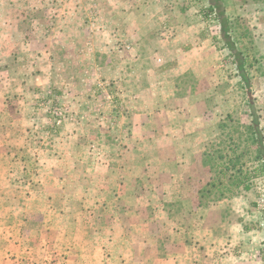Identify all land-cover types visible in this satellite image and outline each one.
Wrapping results in <instances>:
<instances>
[{"label": "rangeland", "instance_id": "rangeland-1", "mask_svg": "<svg viewBox=\"0 0 264 264\" xmlns=\"http://www.w3.org/2000/svg\"><path fill=\"white\" fill-rule=\"evenodd\" d=\"M219 1L231 24L230 36L251 66L246 73L248 86L238 77L219 37L215 11H208L209 0L141 3L146 12L175 14L179 33L189 26L202 33L205 48L192 52L188 59L197 65L193 78L204 81L185 83L183 79L175 85V91L179 90V96L188 95L189 106L204 102L214 114L209 118L223 126L218 142L211 147L220 160L210 163L211 172L217 177L224 166L235 163L238 172L230 173L241 178V185L233 192L224 190L226 201L208 211L209 226L215 233L226 234L232 221L246 220L238 245L220 249L230 250L234 258L223 263L264 264V239L253 241L256 233H252L264 230V202L260 201L264 198V180L258 176L256 143L261 142L264 152V0ZM63 7L73 12L74 2L0 0V27L12 20L19 39V48L13 53L9 48L4 52L0 49V74L3 77L5 70L11 69L9 62L17 54L21 82H25L22 78L29 82L46 80L42 96L32 100L26 97L20 116H25L24 124L35 126H29L28 136L34 147L29 148L31 157L34 153L41 161L51 158V169L55 170V177L50 174V179L38 176L34 180L36 189L30 196L21 189L18 194L9 192L15 202L11 210H0V255L4 257L0 264H171L174 222L183 229L190 223V229H195L203 221L197 220L199 211H188L197 202L188 192L189 186L177 197L173 182L161 176L163 166L155 159L156 131L145 134L148 145L141 150L132 146L140 138L133 128L139 118L133 112L144 107L148 126H155V107H161L163 100L154 96L163 89L162 79L148 81L152 67L144 69L138 60L134 63V57L118 47L121 36L115 38L116 49H104L109 44L107 36L80 32L73 15L70 21L64 20ZM159 37L165 39V35ZM191 43L186 51L197 42ZM206 71L212 73L211 77L205 75ZM143 86L151 90L154 99L148 96L149 91L142 99L132 98ZM181 101L173 97L169 108L183 106L185 102ZM26 150L21 148L20 153L26 154ZM139 152L144 155V163H140L147 166L141 174V164L132 159ZM166 152L171 155V149ZM62 156L67 160L60 163ZM41 161L36 163L43 164ZM164 169L169 174L174 171L172 164ZM61 171L67 178L59 177ZM135 176L146 192L142 203L133 198L138 190V184L131 182ZM124 181V195L115 200L116 195L112 197L111 193L120 190ZM201 182L193 179L195 190ZM162 190L167 193L161 195ZM31 202L33 211L28 212L25 209ZM160 202L164 203L163 210ZM182 208L185 215L179 211ZM255 209L261 213L262 226L259 215L254 217ZM200 212L205 216L207 211ZM244 236L253 238L247 243Z\"/></svg>", "mask_w": 264, "mask_h": 264}, {"label": "crops", "instance_id": "crops-1", "mask_svg": "<svg viewBox=\"0 0 264 264\" xmlns=\"http://www.w3.org/2000/svg\"><path fill=\"white\" fill-rule=\"evenodd\" d=\"M61 2H74L73 12L71 9L63 7L66 10L65 21H70L71 15H73L74 19L78 21H76V25L80 27V32L92 34L93 36H107L106 43L109 44L104 49H116L115 38L121 36L123 39L120 40L121 44L118 47L126 55L128 53L130 56H133L134 63L137 60L140 61L144 69L152 67L151 71H147L148 75H151L148 81L157 83V81L159 82L162 79L163 89L154 96L157 100H163L161 107H155V126H148V112L144 107H140L136 112H133L139 118V120L133 123V128L135 134H139L140 138L138 140L135 139L132 146L141 150V147L148 145V139L144 136L148 131L150 132L154 129L156 131L154 139L157 147L155 159L161 167L163 166V169L160 171L161 176L173 182V187L177 190L173 194H176L178 197L183 192L181 189L189 186L187 187L188 192L195 196L197 202L196 206L188 211L213 210L215 207L220 206L226 201L225 198L218 200L213 205L211 203V207H209L210 205H206L205 202L199 203V195L201 190L211 180L216 178L215 173L211 172L210 163H213V160L215 163L220 160L218 156H215L211 152V147L215 142H218L217 136L223 126H219V122L213 123L212 118H209V115L212 117L214 114H211L206 109L204 102L194 105V107L189 106L188 95L179 96L177 95L179 90L175 91V85L183 79L185 83L199 81L193 78L195 75L193 71H195L197 65H194L188 58L192 52L195 54L196 51H202L205 48L206 42L202 39V33L195 27L190 26L187 29L183 27L184 29L181 31L183 33H179L178 29L180 28L176 27L177 22L175 19L177 17L175 14L168 13L167 11L146 12V8L141 3V0H61ZM86 18L88 19L85 20ZM17 29L18 27H15L12 20H10V24L2 23L0 27L1 51L4 52L9 48L12 51L11 53H13V51L19 48ZM165 30H167L166 34H162V31ZM196 32L197 35L194 36ZM157 33L160 36L165 35V39L158 38ZM191 41L193 44L197 43L194 47L192 46L193 48L186 51L188 44L192 45ZM94 45L95 43L91 46L93 47ZM5 63H7L6 60ZM9 66H11V69L5 70L6 73L3 77L0 74V210L12 209L11 206L15 200L9 192L18 194V191L21 189L26 190L25 193L30 196L36 189L34 180L38 176L50 179V174H52V177H55V170L51 169L50 165L51 158L47 156L48 158L41 161L35 158L34 153L31 157L29 148L34 147H32L31 144L33 142H31L28 136L29 126L33 128L35 126L29 123L26 124V122L24 124L22 119L25 120V116H22V118L20 116L22 115L23 106L26 105V97L32 100L42 96V93L45 91L46 80L38 77L39 79H35L34 82H31V80L29 82V80L22 78V81L25 82H21V76L18 74L20 64L17 54H13ZM209 69H211V66H209ZM15 71L16 74L14 73ZM211 74L210 71H206L205 73V75H209L210 77ZM157 77H160V79ZM203 81L204 79L201 78L199 82ZM2 83L5 84L3 88L1 87ZM185 87L190 86L186 85ZM165 89L167 90L165 91ZM147 92L151 95H148ZM137 93L138 91L134 93L135 95L132 98L142 99L147 94L154 99L151 90L144 86L139 88L140 94ZM173 97L182 100L181 102H185V104L179 108H169ZM138 104L140 105V102ZM8 117L9 119H7ZM18 120L20 122H16ZM21 148L26 150V154L20 153ZM170 149L171 155H167L166 150ZM132 157L133 161L135 159L138 164H141L139 172L141 174L147 168L145 165L142 166L144 155L139 152L133 154ZM64 160L67 159L65 156H62L59 162L61 163ZM37 161H41L43 164L36 163ZM167 164H172L174 167V171L171 174L167 173L166 169H164V166ZM75 167L76 165L72 167L73 171ZM119 168H123V166H119ZM64 172L61 171L59 177L67 178L64 176ZM126 175L125 173V179H127ZM196 177L203 180L200 188L197 190L194 189V183H192ZM139 180L141 179H138L137 176L131 180V182L138 184V190L133 195V198L138 203H142L141 200L146 197V192L141 188ZM122 183L123 181L120 182V184ZM126 185L127 183L124 181L123 187H120V190H115L111 193L112 197L116 195L114 197L115 200H118L121 194L124 195V186ZM164 192L167 193V191L162 190L161 195ZM28 201L30 202V198ZM31 206L32 202L31 205L29 203L25 210L28 212L33 211ZM159 206H161L162 210L165 207L163 202H160ZM184 209L179 210L182 215H185L183 214ZM258 210L255 209L253 214L255 218H258L259 215V226H262L263 218H260L261 213ZM201 215L203 216V214ZM197 220L199 222L203 221V224L197 225L199 227L195 229L188 230L183 229L176 221L174 222L175 235L173 236L174 242L169 258L171 264H224V261L227 262L229 259L234 260L230 250L223 249L220 251V249L223 246H228L227 248H229L238 245V240L243 236L242 230L247 225L246 220L232 221L226 234L215 233L214 228L211 225L209 226L211 222L206 216ZM139 223H141L140 220ZM234 232L238 233L234 234ZM252 233H256L253 241L264 239V230H260V232L253 231ZM244 237L247 243H249V238H253L252 236ZM201 247L203 250L200 249ZM244 255L242 258H244ZM0 258L4 259L2 255H0ZM235 262L238 263V261Z\"/></svg>", "mask_w": 264, "mask_h": 264}, {"label": "trees", "instance_id": "trees-1", "mask_svg": "<svg viewBox=\"0 0 264 264\" xmlns=\"http://www.w3.org/2000/svg\"><path fill=\"white\" fill-rule=\"evenodd\" d=\"M209 12L215 11L217 21L219 23V37L225 46V48L230 53L233 64L235 66V70L237 71L238 77L245 83V85H249V83L246 80V73L247 70L250 69V64L246 63V60L242 56L241 52L236 48L231 36H230V29L231 24L229 22V19L226 17L225 11L223 7L220 4L219 0H209ZM255 135V134H254ZM257 158L259 161L258 164V176H261L264 180V152L262 149L261 142L257 140ZM257 161V162H258ZM235 163L232 164V166H224L222 172H219L218 176L211 180L200 192L199 195V203L205 202L206 205H210L212 203H216L218 200L225 198L224 190L228 192H233L234 189L240 184L241 185V178L239 176H236L235 173L238 172V168L235 167ZM228 167V168H227ZM235 168V169H233ZM234 170L235 173L231 174L230 171ZM230 173V174H229ZM257 177V174L256 176ZM244 188V187H243ZM247 189V188H244ZM211 207V205L209 206ZM211 210V209H210ZM205 216L207 219H209L208 211L206 210ZM202 213L199 211V218H202ZM194 219V218H193ZM188 225H185L186 229H190L192 225L190 223H187Z\"/></svg>", "mask_w": 264, "mask_h": 264}, {"label": "built area", "instance_id": "built-area-1", "mask_svg": "<svg viewBox=\"0 0 264 264\" xmlns=\"http://www.w3.org/2000/svg\"><path fill=\"white\" fill-rule=\"evenodd\" d=\"M260 201H261V203L264 202V198H261Z\"/></svg>", "mask_w": 264, "mask_h": 264}]
</instances>
